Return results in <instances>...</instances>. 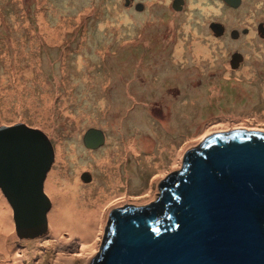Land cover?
Returning <instances> with one entry per match:
<instances>
[{
  "label": "rangeland",
  "instance_id": "1",
  "mask_svg": "<svg viewBox=\"0 0 264 264\" xmlns=\"http://www.w3.org/2000/svg\"><path fill=\"white\" fill-rule=\"evenodd\" d=\"M170 1H158L163 12L152 13L160 16L155 18L134 15L124 0H0V125L24 122L48 135L55 160L47 179L55 172L58 183L77 178L86 188L96 184L94 196L100 186L114 191L104 179L114 164L120 170L99 218L74 211L72 221L96 224L99 236L90 253L83 252L78 233L52 232L72 213L55 209L57 196L46 184L49 229L37 238L17 235L0 190V227L11 224L8 232L0 230V241L4 233L20 253L28 247L23 264H91L109 215L157 200L166 172L183 167L195 139L218 130H264V41L247 37L231 46L203 35L194 25V7L179 15L164 12ZM234 51L243 61L231 73L225 63ZM90 128L105 134L96 148L83 143ZM127 131L128 138L151 146L121 147L124 155L115 163L111 137ZM108 145L113 163L105 156L101 164Z\"/></svg>",
  "mask_w": 264,
  "mask_h": 264
},
{
  "label": "water",
  "instance_id": "2",
  "mask_svg": "<svg viewBox=\"0 0 264 264\" xmlns=\"http://www.w3.org/2000/svg\"><path fill=\"white\" fill-rule=\"evenodd\" d=\"M84 138L90 148L105 142L97 128ZM54 160L43 130L0 125V189L20 238L48 232ZM124 207L109 215L91 264H264V130L195 139L183 167L166 172L157 201Z\"/></svg>",
  "mask_w": 264,
  "mask_h": 264
},
{
  "label": "bare ground",
  "instance_id": "3",
  "mask_svg": "<svg viewBox=\"0 0 264 264\" xmlns=\"http://www.w3.org/2000/svg\"><path fill=\"white\" fill-rule=\"evenodd\" d=\"M103 101V102H102ZM100 104H103L105 102L104 99H102ZM120 125V124H119ZM108 126V125H107ZM116 126V124H115ZM138 132V131H137ZM136 132V133H137ZM128 131L126 133H121L120 137L117 138L113 135L112 138V144L111 147L113 146L114 151H115V163H119L121 161H117V159L120 158L121 154L122 156L124 155V152H121V147L124 148H150L151 145H148V142H137L134 137L128 138ZM134 136V135H133ZM128 138V140H127ZM110 145L107 146L105 149V152L103 154H99V159L98 162L101 164H105L106 162V157L109 156V147ZM109 158V157H108ZM122 158V157H121ZM109 161H112L109 158ZM113 163V161H112ZM110 167V166H109ZM108 167V170H109ZM102 169L106 168V165L101 166ZM111 173L109 174L110 178H105L106 184H109L108 186L111 187V189H114V191H110V194L107 193L105 190L106 188L104 186H100L99 189L97 190V193L93 196L92 189L96 184L91 185L89 187L82 186L78 179L76 178V181H63V182H57V173L53 172L48 180H47V188L52 194H55L57 196L58 202L56 203L55 209L60 208V211H64V213H72L71 219L67 220L66 223L62 224H57L54 225L53 227V233H61L67 229L70 230L72 233H78L81 237V244L84 248L83 252L84 253H90L92 252L96 247L95 244H90L92 240H94L97 235V227L96 224L90 223L86 219L83 221L79 218H77V222L72 221L73 217L77 215V212L82 214L83 216L84 213L90 214L92 216H95L99 218L101 214V210L104 206L105 201H109L110 198L112 197V193L116 192V186L120 182V177L118 176V172L120 171L118 168L117 164H114V166L110 167ZM1 203L4 204L3 200H1ZM74 211H76V215H74ZM7 229V230H5ZM9 229L11 230V224L8 227H5L0 230L2 232H8ZM53 237L52 235H49V238ZM2 240L0 241V264H23L24 262V257L27 256V253L24 254L25 251H27L29 248L27 247L26 249L22 250L20 253L19 249L20 246L19 244H16L15 241L10 240L7 241V236H4V233L2 234ZM69 247L75 248L77 247L76 243H70ZM37 249L36 246L32 247V251H35ZM89 251V252H88Z\"/></svg>",
  "mask_w": 264,
  "mask_h": 264
},
{
  "label": "flooded vegetation",
  "instance_id": "4",
  "mask_svg": "<svg viewBox=\"0 0 264 264\" xmlns=\"http://www.w3.org/2000/svg\"><path fill=\"white\" fill-rule=\"evenodd\" d=\"M158 1L159 0H145L136 2L135 0H124V5L136 16L149 13L155 18H159L160 16L158 14H152L160 10L163 12V7H160V5H163ZM191 1L190 3V0H171L170 3L165 5L166 9L164 12L173 11L179 15L187 9L190 11L191 7H194L192 9L193 13H195L194 25H196V29L199 30L198 32L203 35H212V37H216L220 40H228L231 46L241 44L247 37H250V41H264V0H255V2H251V0ZM198 2L202 4V8L195 6V3ZM247 6L251 7L248 8ZM201 10H203V12H201ZM242 61L243 55H241L239 51H234V53L231 54V61L225 63L227 65L225 68L230 69L231 73L236 72L241 68ZM84 137L83 143L85 145L86 142ZM85 146L88 147L87 145ZM47 180L46 177V185ZM114 227L115 222L114 219H112L110 230H113ZM108 233H110V231H108Z\"/></svg>",
  "mask_w": 264,
  "mask_h": 264
}]
</instances>
